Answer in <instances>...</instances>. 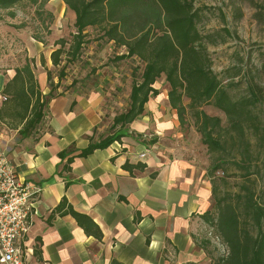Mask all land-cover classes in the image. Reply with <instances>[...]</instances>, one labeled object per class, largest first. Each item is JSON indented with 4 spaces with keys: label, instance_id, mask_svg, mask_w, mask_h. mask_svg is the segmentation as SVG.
Returning a JSON list of instances; mask_svg holds the SVG:
<instances>
[{
    "label": "crops",
    "instance_id": "1",
    "mask_svg": "<svg viewBox=\"0 0 264 264\" xmlns=\"http://www.w3.org/2000/svg\"><path fill=\"white\" fill-rule=\"evenodd\" d=\"M13 75L11 69L0 72V98ZM40 76L46 93L44 75ZM167 91L159 98L150 96L142 112L122 126L126 131L119 139L87 154L80 152L114 131L105 129L96 92L49 94L39 127L25 135L18 130L23 121L15 132L0 126V146L8 148L16 172L39 187L21 244L25 264L205 260L202 229L211 226L200 214L212 208V184L185 145L176 140L163 145L155 139L179 123ZM4 103L0 100V111ZM125 162L144 167L129 170ZM62 198L66 205L58 211ZM68 206L87 215L101 236L86 232L65 211Z\"/></svg>",
    "mask_w": 264,
    "mask_h": 264
},
{
    "label": "rangeland",
    "instance_id": "2",
    "mask_svg": "<svg viewBox=\"0 0 264 264\" xmlns=\"http://www.w3.org/2000/svg\"><path fill=\"white\" fill-rule=\"evenodd\" d=\"M191 1L197 12V29L211 57V67L230 94L239 96L246 93L248 86L254 82L264 88V0ZM74 22V12L62 0H38L37 3L20 0L12 8L0 10V72L11 69L14 74L17 67L28 62L45 101L50 90L53 94L68 92L74 95L96 92L100 96L99 106L104 114L105 129L116 130L117 124L112 117L128 108L131 84L133 80L140 79L144 62L135 55L122 56L126 47L107 37L104 24L86 27L82 43L74 51ZM61 45L63 52L60 53V60L53 64L50 53ZM41 74L46 81V93L42 91ZM153 85L158 89V98L169 88L164 74ZM1 96H5L0 98L2 103H6L9 96ZM5 106L6 114L0 116L3 122L0 126L7 132H15L19 116L10 104ZM202 108L208 114L220 117L223 148L209 150L195 129L194 118L189 112L184 123L179 122L174 129L155 139H161L163 145L175 140L178 145H185L189 157L205 170L210 182L215 181L219 196L224 195L234 201L236 193L241 190L240 183L246 182L264 209V165L259 157L264 146L259 140L262 132L253 134L247 130L252 155L247 162L249 173L246 178L236 164L241 157L239 150L242 144L236 138L231 139V130H225L228 126L225 113L210 104ZM253 111L263 126L264 99ZM37 126L39 123L29 132L36 130ZM121 131L125 132L126 128ZM204 229L206 258L200 263L190 264H214L216 257L226 252L225 244L214 234L212 227ZM251 230L255 231V227L251 226Z\"/></svg>",
    "mask_w": 264,
    "mask_h": 264
},
{
    "label": "trees",
    "instance_id": "3",
    "mask_svg": "<svg viewBox=\"0 0 264 264\" xmlns=\"http://www.w3.org/2000/svg\"><path fill=\"white\" fill-rule=\"evenodd\" d=\"M19 1L0 0V10L10 9ZM62 1L75 14L74 51L79 49L86 27L104 24L107 37L126 47L122 56L135 55L144 62L140 79L133 80L131 84L129 106L113 117L114 123H120L122 127L141 113L148 98L158 92L154 82L164 74L169 85L168 102L175 109L179 122L184 123L189 112L194 118L195 129L209 150L223 148V126L219 116L208 114L202 106L210 104L225 113L228 123L225 130H231V139L236 138L242 144L239 150L241 157L236 164L247 178V162L252 155L247 130L253 134L261 131L259 140L264 144V125L260 124L258 115L253 111L264 99V88L254 82L248 86L246 93L239 96L230 94L211 67V57L203 36L197 29V12L191 0ZM61 52L62 45L51 51L53 64L59 62ZM3 92L9 96L6 103L19 116V122L24 121L18 128L19 132L22 135L29 133V129L43 116L45 100L28 62L15 69ZM185 99L188 101L185 102ZM14 105L17 106L16 109ZM5 114V107H2L0 116ZM121 135L123 132L120 129L114 130L100 140L90 142L80 153L87 154L94 148L104 147ZM262 149L259 157L264 165V146ZM139 166L143 168L144 164L124 163V167L129 170ZM211 184L214 200L212 208L200 216L226 246L225 254L217 256L214 264H264V209L255 198L252 188L246 182H241V190L232 201L224 195H218L214 180ZM65 205L66 200L62 198L56 210L61 211ZM65 211H69L86 232L101 236L100 229L87 215L77 212L71 206ZM251 226L255 227V231L251 230ZM110 264L123 263L112 259Z\"/></svg>",
    "mask_w": 264,
    "mask_h": 264
},
{
    "label": "built area",
    "instance_id": "4",
    "mask_svg": "<svg viewBox=\"0 0 264 264\" xmlns=\"http://www.w3.org/2000/svg\"><path fill=\"white\" fill-rule=\"evenodd\" d=\"M38 191L39 187L18 175L8 148L0 146V264H25L21 244Z\"/></svg>",
    "mask_w": 264,
    "mask_h": 264
}]
</instances>
